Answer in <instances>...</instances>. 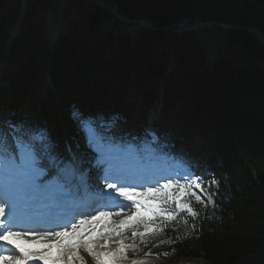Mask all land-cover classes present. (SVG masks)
Returning a JSON list of instances; mask_svg holds the SVG:
<instances>
[{
	"label": "trees",
	"instance_id": "trees-1",
	"mask_svg": "<svg viewBox=\"0 0 264 264\" xmlns=\"http://www.w3.org/2000/svg\"><path fill=\"white\" fill-rule=\"evenodd\" d=\"M105 1L164 29L133 32L90 0H0V112L10 130L60 167L63 128L86 162V127L139 142L137 117L160 107L176 119L152 127L158 142L193 147L205 136L216 185L213 206L188 197L196 214L163 226L145 251L165 264H264V36L246 30L264 31V0ZM52 15L62 18L54 44ZM204 23L232 28L178 26Z\"/></svg>",
	"mask_w": 264,
	"mask_h": 264
},
{
	"label": "snow or ice",
	"instance_id": "snow-or-ice-1",
	"mask_svg": "<svg viewBox=\"0 0 264 264\" xmlns=\"http://www.w3.org/2000/svg\"><path fill=\"white\" fill-rule=\"evenodd\" d=\"M35 175H40L42 173H35ZM199 187V184L196 185ZM109 189H114L116 193L123 197L125 200H132L133 196L157 194L153 196V199H158L161 205L175 204L174 211L184 210L192 212L191 207L182 202L180 195H178L181 188L191 189L192 184H180L179 181L168 180L167 183L160 185L159 187H149L145 189L144 192L136 191L135 187H117L114 183H109L107 185ZM168 189H174V191H167ZM194 195V194H193ZM196 199L199 201L200 198L197 196ZM129 207H134L136 211L133 213L132 217H129L127 220H120L114 226H111L108 236H102L100 238L105 241L110 240L112 235L122 236V229L125 227L130 228L133 231V235L136 234V230L140 224H144L146 230L150 224V218L145 215V213H151L153 216L167 215L169 219L173 218V213L169 212L167 208L161 207L160 205H153L142 203L139 201L132 200ZM143 209V213L141 212ZM120 213H111V212H99L97 216L91 217V219H82L79 222V225L73 224L71 231L63 232H52V231H37L34 229H29L26 231H14L13 230V221L5 222L0 220V242L3 244L11 245V248L7 249V254H0V264H28L30 259H44L43 255H35L32 252L26 251L24 247L21 246L17 240L24 239L28 240L31 237V242L41 243L43 242V247L49 252L51 251L52 244L50 241L55 239V246L63 252L66 248L69 251L71 256L72 253H75L76 249L83 244L90 255L95 258V264H115L116 258H127L124 255V250L128 245H123L121 242L120 247L116 249L114 253L109 252H94L91 241L93 239L92 232L95 231V222L101 220L102 218L109 217L112 215H119ZM195 215V212H192ZM5 215V205L0 203V217ZM11 215V213H9ZM85 225L90 226V231L88 236H84ZM143 235V234H141ZM2 246V244H0ZM107 245H101V247H106ZM51 258V257H50ZM82 259L81 257H77ZM60 256L57 255L55 258L54 264H59ZM133 264H138L137 261H133Z\"/></svg>",
	"mask_w": 264,
	"mask_h": 264
},
{
	"label": "rangeland",
	"instance_id": "rangeland-1",
	"mask_svg": "<svg viewBox=\"0 0 264 264\" xmlns=\"http://www.w3.org/2000/svg\"><path fill=\"white\" fill-rule=\"evenodd\" d=\"M48 21H49V26L51 28V30H50V36L51 37H54L60 31V26H62V19L59 16L52 15L50 17V19H48ZM11 34L12 35H16L17 34V30L15 28L11 29ZM153 116L159 118L157 112ZM199 138H200L201 141L203 140L202 137H199ZM51 167H52L51 166V163H47L44 160H40L39 165H38V168L39 169H45V170L46 169L49 170ZM149 214L150 213H145V215H149ZM110 228L111 227H108L107 230H101V229H99L97 233L100 234L101 236L103 234L109 235ZM121 231L123 233L122 236H117V235H112L111 236V240H109V241L112 242L111 247H108V246L107 247H104L105 250H111V252L114 253L116 251V249L118 247H120L121 242L123 243V245L130 246V247H126L125 250H124V255L127 258H125V259L124 258H122V259L121 258H116L117 260H120V262H124V260H125V263H127V264H129V263L133 264V261H137L138 264H165V263H162V262L157 261V259L151 258V256H144V257L138 256L137 252L140 251V250H142V246L139 245V244L142 243V238H141L142 236H140V235H138L136 233L135 235L132 234V237L131 238H128V237L125 236L126 232L129 231V232H132L133 233V231L130 228H123ZM127 239H129L130 241L126 244L125 242L127 241ZM107 241H105L103 239V244H107L108 243ZM135 241L138 242L139 244H132ZM39 244L40 245H43L42 243H39ZM26 249H28V248H26ZM40 250L37 251V253H39ZM55 250H56L55 248H51V251L49 252L47 249H44V250H41V253L43 252L44 253L43 255L45 257H49V258L51 257L50 259H52V258L54 259V256H55L54 251ZM57 253L59 254L60 253V250H58ZM129 254H130V256L131 255H134V257H130ZM180 264H205V261L203 259L198 258V259H194L192 261H181Z\"/></svg>",
	"mask_w": 264,
	"mask_h": 264
},
{
	"label": "bare ground",
	"instance_id": "bare-ground-1",
	"mask_svg": "<svg viewBox=\"0 0 264 264\" xmlns=\"http://www.w3.org/2000/svg\"><path fill=\"white\" fill-rule=\"evenodd\" d=\"M104 225H105V220H100V222L95 227V231L91 233L92 237H93V239L91 241V244H92L94 252H109V253H112L111 250H105L104 247H102L103 249L101 250L100 248H101V245L103 243H102V241H98V239H97L99 237V236H97V233H96L97 228L99 226L103 227ZM85 229H87V230L84 231V236H88L89 235V231L91 229H90V227H87ZM25 250L29 251L28 249H25ZM57 252L58 251H54V253H55L54 259L57 257V255H59L60 256V261L59 262L61 264H95V258L88 253V251L86 250V248H85V246L83 244H81L76 249L75 253L71 254V256L69 254L68 249H66V248L63 250V252L60 251L59 254ZM77 257H81L82 259H79ZM115 264H127V263H125V260H124V262H120V260L115 259ZM129 264H131V263H129Z\"/></svg>",
	"mask_w": 264,
	"mask_h": 264
},
{
	"label": "water",
	"instance_id": "water-1",
	"mask_svg": "<svg viewBox=\"0 0 264 264\" xmlns=\"http://www.w3.org/2000/svg\"><path fill=\"white\" fill-rule=\"evenodd\" d=\"M93 1L97 4H99L102 7L110 9L116 18L120 20L121 22H124L126 24H134V25H139L143 27L144 29L147 30H152V31H160L163 29H158L154 26L153 22L146 20V19H139V20H129L127 19L124 15H122L119 10L114 6L113 4H110L109 2L105 0H90ZM179 27L186 29V30H197L202 27H208V28H218V27H224V28H232L229 24H209V23H204V24H199L195 26H188V25H183V24H178ZM237 28V27H234ZM246 30H252L255 32L258 36H264V31L263 30H256V29H250L247 28Z\"/></svg>",
	"mask_w": 264,
	"mask_h": 264
}]
</instances>
